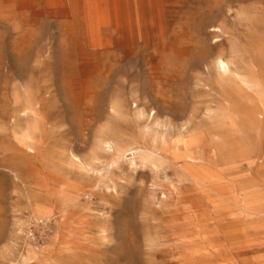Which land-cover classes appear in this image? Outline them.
<instances>
[{
    "label": "rangeland",
    "instance_id": "obj_1",
    "mask_svg": "<svg viewBox=\"0 0 264 264\" xmlns=\"http://www.w3.org/2000/svg\"><path fill=\"white\" fill-rule=\"evenodd\" d=\"M0 264H264V0H0Z\"/></svg>",
    "mask_w": 264,
    "mask_h": 264
},
{
    "label": "bare ground",
    "instance_id": "obj_2",
    "mask_svg": "<svg viewBox=\"0 0 264 264\" xmlns=\"http://www.w3.org/2000/svg\"><path fill=\"white\" fill-rule=\"evenodd\" d=\"M220 63L222 64V67H224V69H227L226 64L224 62L221 61Z\"/></svg>",
    "mask_w": 264,
    "mask_h": 264
}]
</instances>
